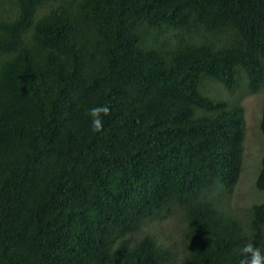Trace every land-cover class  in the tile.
Segmentation results:
<instances>
[{
  "label": "trees",
  "instance_id": "obj_1",
  "mask_svg": "<svg viewBox=\"0 0 264 264\" xmlns=\"http://www.w3.org/2000/svg\"><path fill=\"white\" fill-rule=\"evenodd\" d=\"M240 72L264 90V0H0V264H240L251 239L264 254V149L242 221L223 191L243 106L207 94ZM257 127L264 142V104ZM164 213L179 251L136 237Z\"/></svg>",
  "mask_w": 264,
  "mask_h": 264
},
{
  "label": "rangeland",
  "instance_id": "obj_2",
  "mask_svg": "<svg viewBox=\"0 0 264 264\" xmlns=\"http://www.w3.org/2000/svg\"><path fill=\"white\" fill-rule=\"evenodd\" d=\"M237 78L238 86L234 91L230 92L224 85L217 82L213 83V81L211 82L212 92L214 90L213 87H216L214 93L218 94V96L210 93L207 94L214 99L227 100L229 103L240 101L239 103L243 106L246 131L243 144L242 170L234 188L231 191H223V207L228 212L238 215L244 221L248 219V210L251 205L262 200V194L256 189L254 180L260 165L259 158L264 149L263 138L257 127L260 110L264 104V90L259 86L255 93H250L247 90L244 91L247 85L243 73L240 72ZM243 81L244 85L241 84ZM243 88L244 90H242ZM243 91L244 93L242 94ZM183 226V223L178 222L175 215L172 216L164 213L143 223L141 231L139 234H136V237L140 236L143 232H147L161 243L173 244L175 249L179 251L181 245L178 241V236H180ZM176 263L179 264L178 262Z\"/></svg>",
  "mask_w": 264,
  "mask_h": 264
},
{
  "label": "clouds",
  "instance_id": "obj_3",
  "mask_svg": "<svg viewBox=\"0 0 264 264\" xmlns=\"http://www.w3.org/2000/svg\"><path fill=\"white\" fill-rule=\"evenodd\" d=\"M110 114L108 106H97L89 110L88 115L91 118V126L93 132H100L103 130V117ZM240 254L243 257L240 264H264V254L261 253L259 247L254 245L253 239L246 242L240 248Z\"/></svg>",
  "mask_w": 264,
  "mask_h": 264
}]
</instances>
